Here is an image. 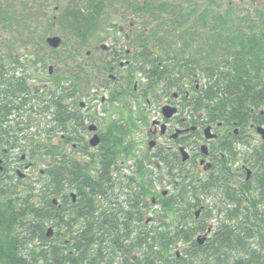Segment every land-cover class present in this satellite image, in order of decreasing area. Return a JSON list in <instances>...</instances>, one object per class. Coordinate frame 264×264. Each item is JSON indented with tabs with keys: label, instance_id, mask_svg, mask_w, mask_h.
I'll return each mask as SVG.
<instances>
[{
	"label": "flooded vegetation",
	"instance_id": "af4514ba",
	"mask_svg": "<svg viewBox=\"0 0 264 264\" xmlns=\"http://www.w3.org/2000/svg\"><path fill=\"white\" fill-rule=\"evenodd\" d=\"M132 1L120 3L126 12L114 17L119 23L110 21L104 27L106 34L91 36L85 53L72 44L64 73L51 67L41 78L43 67L34 72V84L29 85L33 93L16 83L22 79L27 83L24 66L6 67L3 86L8 104L3 123L10 135L23 141L0 150V176L3 181L15 176L14 185L19 180L24 183L21 189L27 182L41 183L46 170L33 175L35 180L29 176L41 160H28L23 152L25 139H50L55 175L67 162L79 174L78 180H67L64 193L51 198L55 244H70L73 234L91 223L93 210L102 222L99 232L107 235L108 229L122 234L121 245L135 248L137 257L138 234L152 230L159 219H171L170 204L180 215L191 217L185 228L194 222L199 233L193 239L199 246L214 237L225 211L233 210L236 200L259 199L264 209V179L258 172L264 162V135L259 130L264 128L262 99L257 100L260 107L256 109L257 101L245 91L241 99L247 102V110L235 113L232 108L216 107L219 98L213 106L206 97L209 86L218 96L219 73L264 70V50L242 53L240 36L235 40V31L245 30L247 38L255 35L263 46L264 10L253 12L262 0H230L227 7L232 18L223 21L232 26V34L225 37L228 50H220L218 35L210 33L217 31L218 19L212 20L214 28L208 25L203 31L202 20L192 16L184 22L183 33L171 38L142 35V19L127 11L134 3L147 8L148 0ZM150 1L151 7L159 5ZM212 1L217 13L218 2ZM179 2L191 14L195 9L196 16L202 6L209 5L203 0ZM246 3L249 9L236 18L237 7ZM196 27L198 33H193ZM158 41H164L165 49ZM252 79L249 83L256 86V78ZM229 93L231 103L234 91ZM4 99L0 96V102ZM46 148L41 142L36 152ZM10 153L13 157L7 164L4 155ZM17 155L21 160L14 166ZM81 182L85 186L98 183V193L91 195L88 189L82 198L72 187ZM208 209L213 210L212 218L203 220ZM76 215L83 216L81 221L72 226L66 223ZM192 246L191 241L181 244L180 259Z\"/></svg>",
	"mask_w": 264,
	"mask_h": 264
},
{
	"label": "trees",
	"instance_id": "16d2710c",
	"mask_svg": "<svg viewBox=\"0 0 264 264\" xmlns=\"http://www.w3.org/2000/svg\"><path fill=\"white\" fill-rule=\"evenodd\" d=\"M208 1L210 6H202L201 14L197 16L195 9L191 10L192 14L187 12L186 8L180 6L179 0H156L155 2L159 5L154 7L150 6L153 2L148 0L147 8L134 3L130 7L129 13H135L137 17L142 19L140 34H150L157 38L179 36L183 33L184 22L192 16L202 20L203 31L208 25L213 27L212 20L218 19L220 22L215 28L217 31L212 30L210 33L218 35L220 50H228V42L225 37L231 36L232 26L223 20L232 18L230 10L228 7L225 8L226 14H223L220 11L221 4L218 3L219 8L215 13L211 5L214 4V1ZM117 2L132 4L133 1L84 0L79 4H69L57 18L64 36L75 40L76 48L81 49L80 46L86 45L90 37L98 33L99 22L105 10ZM207 20L209 22H206ZM146 29H148L147 32ZM194 29L193 33H198L197 27ZM238 36L241 40L242 53L264 50V43L261 46L255 35L250 36L249 39L247 38L248 32L240 30L235 31V40L239 38ZM248 40L249 47H246L245 42ZM156 43L160 48L165 49L164 41ZM9 60L17 66H24L14 55L8 56V62ZM239 61H242V58ZM4 62L6 63L7 60H3L0 55V83L2 84L0 96L3 99L4 93H6V87L3 85L7 82L5 69L8 67ZM254 77L256 78V86L249 83L251 82L250 79L252 82L254 81L252 79ZM218 78V96L213 91V86H209L206 91L207 95L205 94L207 99L212 101L213 106L217 103L214 100L219 98L220 101L216 107L223 110L232 108L235 113L245 111L248 104L247 102L244 104L245 101L241 99V95L245 91H249L251 98L255 101L262 99L264 104V70L255 74L219 73ZM260 81L262 85L259 86ZM231 82L232 86L230 85ZM16 83L17 85L24 84L28 94L34 92L31 91L28 80L27 83L23 79L17 80ZM230 91H234V96H231L233 102L228 103ZM255 103H257L255 108L259 109V101ZM5 104H8L5 99L0 102V150L5 149V147L11 149L23 141L10 135L4 127L3 109ZM207 106L208 108L212 107L210 103ZM39 142L47 145L46 149L49 151L46 152V149H43L44 152H36V148L40 146ZM24 145L23 152L28 160L38 162L48 158V169L42 178L41 186L35 181L27 182L23 189L20 186L24 183L20 180L14 185L12 179L16 178L15 176H7L10 179L9 183H5L9 181L8 179L3 181L0 176V264H264V209L259 205L261 202L259 199L251 200V198L249 202L236 200L235 208L225 211L214 237L204 246L197 245L196 240L193 239L199 233L194 222L185 228L191 217L185 218L183 214L180 215L179 209L174 204H170L169 208V211L174 213L171 219H159L152 230L138 234L137 257L133 255L135 248L121 245L122 234L111 232L108 229L105 232H108L107 235L99 232L102 222H99L100 219L93 210L90 212L92 215L91 223L84 225V228L73 234L74 240L70 244L65 243V241L62 245L55 244L54 237L47 236L49 228L56 220L51 196L62 193L68 187L67 180H78L79 174L76 173L74 165L67 162L59 166V176L55 175L54 168L50 164L53 155L50 139L41 140L31 136L25 139ZM4 157L7 160L6 163L10 164L12 154L4 155ZM15 159L20 161L21 156L17 155ZM262 164L258 172L261 179H264V162ZM72 187L77 188V192L82 198L88 189L92 191L91 195L97 194L99 190L98 183L93 182L87 186L82 182L76 183ZM262 190L264 192V186ZM41 197H43V206L40 208ZM243 204L246 205L245 208L240 207ZM212 212V209H208L203 220L212 218ZM82 218V215H76L66 223L72 226L74 221ZM62 219V216H58V220ZM189 241L192 242L193 246L189 251H186L184 259H180L177 255L180 246Z\"/></svg>",
	"mask_w": 264,
	"mask_h": 264
},
{
	"label": "rangeland",
	"instance_id": "374dc122",
	"mask_svg": "<svg viewBox=\"0 0 264 264\" xmlns=\"http://www.w3.org/2000/svg\"><path fill=\"white\" fill-rule=\"evenodd\" d=\"M81 1L84 0H0V55L3 57V60H7L4 64L10 67L17 66L13 61L9 60L8 62V56L10 55H14L20 60V64L24 65V69L27 71L29 85L34 84V76L32 75H34V72L40 71L41 67L44 68L43 75L39 76L41 78L42 76L44 78L48 75L51 67L54 68L56 72L61 71L64 73V69L69 67L67 63L69 56L68 52L73 50L71 46L76 43L75 40L70 39L68 36H64L60 28L59 19L57 18L69 4H79ZM203 1L209 2L208 0ZM229 1L230 0H217L222 6H220V11L223 14H226L225 8ZM249 7V3L238 6L237 8L239 11H235L236 18L246 13L243 9L248 10ZM122 10V6H120L119 2L109 6L103 13L102 19L99 22L100 28L97 34H106L104 27H108L110 21L111 23H119L114 17H117L118 12ZM255 10L257 13L264 10L263 0L257 3V7L253 12ZM186 11L188 12L189 8H187ZM122 12L126 11L123 10ZM127 14L131 15L128 11ZM136 18L135 16V22L138 23V18ZM53 36H59L62 39V44L58 49L51 48L46 42L47 38ZM80 48V50L85 53L88 49V43L80 46ZM44 119L45 118L42 120ZM13 160V165L17 166V159ZM48 163V158L39 161L36 170L34 172H28L29 176H36L39 170H46V165ZM22 171L25 172L23 168ZM35 176L32 177L34 180ZM38 185L41 186V183ZM52 197L55 196H51V198Z\"/></svg>",
	"mask_w": 264,
	"mask_h": 264
},
{
	"label": "water",
	"instance_id": "95a60500",
	"mask_svg": "<svg viewBox=\"0 0 264 264\" xmlns=\"http://www.w3.org/2000/svg\"><path fill=\"white\" fill-rule=\"evenodd\" d=\"M46 42L51 48L58 49L61 46V44H62V39L59 36H53V37L47 38ZM259 130L264 135V128H260ZM51 233H52V229L50 228L48 230V236H51ZM205 240L206 239L203 238V239H201L199 241H200V243H203Z\"/></svg>",
	"mask_w": 264,
	"mask_h": 264
},
{
	"label": "bare ground",
	"instance_id": "6f19581e",
	"mask_svg": "<svg viewBox=\"0 0 264 264\" xmlns=\"http://www.w3.org/2000/svg\"><path fill=\"white\" fill-rule=\"evenodd\" d=\"M98 186H99V184H98ZM99 191V190H98ZM47 236H48V232H47ZM48 237H51V236H48Z\"/></svg>",
	"mask_w": 264,
	"mask_h": 264
}]
</instances>
